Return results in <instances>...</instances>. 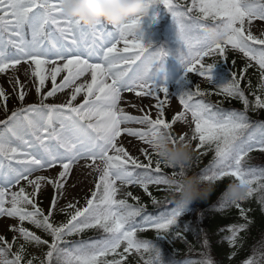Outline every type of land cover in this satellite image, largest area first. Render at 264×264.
Returning a JSON list of instances; mask_svg holds the SVG:
<instances>
[{
	"label": "snow or ice",
	"instance_id": "snow-or-ice-1",
	"mask_svg": "<svg viewBox=\"0 0 264 264\" xmlns=\"http://www.w3.org/2000/svg\"><path fill=\"white\" fill-rule=\"evenodd\" d=\"M147 4L149 10L145 14L133 16L109 30V25L103 22L89 28L78 19L67 17L63 0H0V73L27 65L26 74L38 78L36 92L40 95L38 103L24 105L25 86L19 77H14L12 83L23 106L9 112L8 94L0 87V107L5 112V119L0 120V217L16 219L18 223L10 225L9 230L24 241L13 252L16 236L9 241L0 235V264H34L37 257L25 259L28 244L47 248L39 264H125L123 253L130 250L147 253L144 264H165L158 244L140 240L137 233L154 229L158 239L170 242L172 238L183 239L178 222L186 209L177 202V207L163 221L146 219L142 228L134 223L146 207L140 197L130 191L126 193L136 201L133 205L117 195L123 186L139 184L152 202L158 203L149 186H167L184 171H173L169 177L162 169V165L167 166L159 159L154 160L156 154L148 148L140 149L146 162L133 156L124 146V136L137 138L150 147L151 138L163 129L169 132L172 143L197 142L195 150H204L201 155L214 145L212 169H205L201 179L215 184L234 177L246 187L245 196L239 199L223 197L221 207L235 206L248 221V210L240 202L259 193V201L264 205V169L257 172L244 167L254 148L264 152V121L253 125L248 116L250 107L264 110V31L260 35L251 31L254 20L264 21V0H147ZM161 13L170 14L176 25L180 44L176 58L184 68L182 79L195 72L214 83L213 69L217 64H205L204 59L218 55L227 61L230 46L258 65L262 95H255L254 103L250 101L241 87L244 75L233 71L226 83L215 84L216 94L239 99L243 111L224 114L214 110L216 105L203 99L213 93L197 84L195 91L188 88L178 94L183 110L167 120L165 104L169 89L167 84L156 83L155 74L163 68L162 60L169 52L153 47V42L145 39L146 27L157 23ZM193 27L200 29L202 35L191 36ZM8 46L15 50L12 55L5 51ZM45 65L49 66L47 70ZM251 66L247 64L243 72ZM49 77L52 87L44 91ZM248 86L251 87L250 80ZM65 90H70L65 101L48 102ZM125 92L155 97L156 117L150 113L134 116L125 111L121 106ZM189 114L194 125L191 135L180 134L177 140L174 126L178 122L187 123ZM129 122L148 127L123 126ZM81 160L85 167L99 173L95 190L84 207H78L77 201L59 209L67 213V218L57 222V205L67 177ZM57 166L61 170L56 177L32 175ZM42 184H51L55 189L47 211L38 200ZM17 186V190H11ZM25 222L41 229L50 239L26 227ZM249 223L230 226L231 235L227 239L231 245H237L240 233ZM89 229L103 230L107 235L100 241L65 239ZM70 243L75 247L68 250ZM204 243L207 245V240ZM122 244H126L123 253H118ZM260 256L264 258V252ZM194 264L214 262L206 257ZM244 264H261V260L254 254Z\"/></svg>",
	"mask_w": 264,
	"mask_h": 264
},
{
	"label": "trees",
	"instance_id": "trees-1",
	"mask_svg": "<svg viewBox=\"0 0 264 264\" xmlns=\"http://www.w3.org/2000/svg\"><path fill=\"white\" fill-rule=\"evenodd\" d=\"M227 56V61L231 64L233 71L244 75L245 79L241 81V87L245 89L249 100L254 103L255 95H262L258 87V82H261L259 70L250 67L247 72H243L247 63L240 61L235 55L228 52ZM223 61L222 59L221 65H223ZM232 61H235L234 65ZM249 80L251 81V87L248 86ZM188 83L191 89L195 91V86L197 85L196 81L190 80ZM207 90L212 92V95L218 96L225 106L236 111H243L244 106L239 99L226 98L222 95H218L216 94V89L213 87H207ZM248 116L250 123L255 125L260 121H264V110H253L250 107ZM214 147L213 145L212 149H214ZM212 149L207 150V154L205 155L200 154L204 151L203 149L199 150L197 160L193 161L191 168L187 170L188 175L201 178V176L205 174V169H212L214 159V150ZM244 167L258 168L260 170L264 169V152L255 148L249 153L248 157H246ZM162 169L169 177H171L173 171H180L179 169L164 168L163 165ZM229 178L230 177H227V179ZM205 183L207 182L205 181ZM166 188L167 186L163 184L149 186L152 196L158 201V203L155 204L147 193L143 192V195L139 196L141 203L146 206L144 211L141 212L142 215L154 212L160 208L166 210L171 209L179 202L178 199L169 194ZM259 195V193L253 195L247 200L248 207H242L248 210L247 217L248 221H251V223L248 224V228L245 231L240 233V239L237 245H231L227 239L231 235L229 230L230 226L244 224L248 221L240 215V210L235 206L222 208L221 205H219L221 202H217L218 199L215 197V191L207 201L196 202L200 210L187 216L184 222L186 232H182L179 229L183 235V239L172 238L177 240V244H173L172 239L171 242L163 238H144L143 240L153 241L158 244L165 264H170V262L183 264L186 259L193 260L194 264V262L202 261L206 257L211 258L214 264H244V261L254 254L258 260H261V264H264V258L260 256V252H264V205L260 203ZM222 198L223 194H221V199ZM129 204L135 205L136 201L132 199ZM92 235L106 236L107 234H105L103 230L89 229L82 234L76 235V240ZM205 240H207V245L204 243ZM233 252H235V255H232ZM123 255L126 257L125 264H139L130 254ZM30 258L31 257L28 255L25 257V259ZM111 258L112 256H109V259ZM117 258H119V256H117ZM34 264H39V262L35 261Z\"/></svg>",
	"mask_w": 264,
	"mask_h": 264
},
{
	"label": "rangeland",
	"instance_id": "rangeland-1",
	"mask_svg": "<svg viewBox=\"0 0 264 264\" xmlns=\"http://www.w3.org/2000/svg\"><path fill=\"white\" fill-rule=\"evenodd\" d=\"M157 26L158 25L153 24L151 26L146 27V30H145V32H146L145 39L146 40H147V38H149V35L147 34V30H149L150 28L154 29ZM251 31L253 32L254 35H260V33L262 31H264V21L254 20L252 23ZM190 34H191V36H193L195 38V37L201 36L202 31H198L196 33L191 32ZM228 50H231V51L237 53L241 59L250 63L253 67H258V65L256 64L255 61H251L248 57H246L240 51L235 50V49H231L230 46H229ZM5 51L8 55H12L15 52V50L13 49L12 50L13 52L10 53L8 48H6ZM169 51L171 52L173 57L169 60L166 59V57H165L162 60L163 68L156 72L155 81L158 85L167 84L170 96L168 97L167 103L165 104V109L173 116L175 113H178V112L183 110V106L179 103L178 94L181 91L185 90L184 86L181 83V81L184 80L185 78L182 79V77H184V68L180 64L179 60L176 58L177 54L180 51L179 42L172 46V51L171 50H169ZM216 58H217V55L206 57L204 59V63L208 64L210 60H213L215 62ZM26 67H27V65L22 64L20 66H17L18 70H14V69L10 68L7 72L0 73V87H3L6 90V93L8 94V97H9L8 101H7V107H8L9 112L23 106V105H21L20 101L17 98V88L14 87L13 83H12L14 77H19V80L25 86V91L27 92V95L25 97L24 105L32 104V103H38L40 101V95L36 92V87L38 85V78L33 77L31 74H26V72H25ZM33 68H34V65H33ZM45 68L47 70L49 67H47V65H46ZM62 75H63V73L61 74V76ZM188 77H194L198 81L200 87L204 88L205 86H213L215 84H219V82L221 81V79L223 77V72L218 70L217 68L213 69L214 83L209 81L206 77L199 76L195 72L190 73ZM86 78L90 79V75ZM60 79H61V77L58 76L57 77V83L60 82ZM51 87H52V85H51V80L49 77V79L46 80L44 91L49 90ZM69 91L70 90H65L62 93H57L55 100H52L50 98L48 102L60 103V102L65 101L68 98ZM79 99H81V97H78V100ZM160 99L161 100L164 99L163 94H161ZM193 99L196 100V99H200V98H193ZM121 102H123L122 107H124L123 106L124 104H126L128 106L126 111L128 113H130L131 115L142 116L145 113H150L153 116V118H155L157 115L156 104L158 101L153 96H139L138 97L135 95V93L125 92L123 94V99ZM4 118H5V112H4L3 108L0 107V120H3ZM123 126L132 127V128H141V127L147 128L148 127L147 124L142 125V124H138L135 122H129ZM193 126L194 125L192 122V118H191V115L189 114L187 123L178 122L174 126L173 132H174L176 138H179L180 134H185V133L190 136L191 129ZM129 142L135 143L134 147H131ZM123 143H124V146L128 149V151L133 156H136L140 160L145 161V162H146V158L141 154L140 149L148 148V150L150 152H152L149 145L144 144L143 142L139 141L137 138H133L130 136H124L123 137ZM196 143L197 142H195V141L192 142V149L194 152V160L197 156L196 150H195ZM82 162H83V160H81L74 167H76V168L83 167L84 168L85 166L83 164L85 162H83V164H81ZM60 170L61 169L59 168V166H57L54 169H46V170H43L40 172H35L32 175H33V177H35L37 175L56 177ZM72 172L73 171L71 170V174H72ZM71 174L67 177V183H66L65 188H64L63 196L58 201L57 214L55 216V219H58V222H62V221L66 220L67 213L59 211V209H65L69 203H75L78 201L79 202L77 205L78 207H84L85 206L86 199L91 197V193L95 190V184L99 178V173L97 171H95L93 168H91V170L88 172L87 177L82 176L80 178L79 182L75 184L74 181L69 182ZM77 184H80V185H77ZM117 186H120V181H117ZM18 187L19 186L15 187V188H11V190L15 191L18 189ZM141 189H142V187L139 184L125 185L121 188V191L118 193L117 198L118 199H129V198H131V197L126 196V193L129 191L132 192V194L134 196L140 195ZM27 190L32 191L31 188H28ZM54 194H55V189L53 188V186L51 184H42L41 193L38 196V200L41 204V207L45 211L48 210L51 198ZM240 203H241V206H243V207L247 206L246 201H241ZM184 208L186 209V211L179 218V222H178V226H180V227L183 224L184 218L187 216V214L189 212H191V209H192V212H197L198 210H200V207H198V204L196 205L195 202L193 203V205H191V207L188 206V207H184ZM172 211L170 212V214L172 213ZM163 219H164V217L153 218L151 220L163 221ZM17 223H18V221L16 219L0 217V235L5 236L9 241H11L14 236H16V238H17L16 239V245H14V247L12 249L13 252L17 250V247L19 244L24 243L22 237H20L18 233H14L13 231L9 230L10 225L17 224ZM136 225L143 228L144 222L141 224H136ZM25 226L29 227L32 231L37 232V234L41 235L44 239H49L48 235L45 232H43L41 229L35 228V226L29 224L28 222H25ZM139 232H142V233L147 232L150 235H154L156 233V230L146 229V230H142ZM68 238H71V237H66L65 239H68ZM27 246L30 249V253L34 257H37L39 260L44 259V255H45L46 250H47L46 247L37 246L35 244H28ZM125 246H126V244H122L121 247L117 251L123 252V249ZM130 253L133 255V257L137 258L143 264L148 259L147 253H144V252L138 253V252L131 251V250H130ZM9 258H11V257H9ZM186 264H192V262L187 261Z\"/></svg>",
	"mask_w": 264,
	"mask_h": 264
},
{
	"label": "clouds",
	"instance_id": "clouds-1",
	"mask_svg": "<svg viewBox=\"0 0 264 264\" xmlns=\"http://www.w3.org/2000/svg\"><path fill=\"white\" fill-rule=\"evenodd\" d=\"M148 10L147 0H63L64 14L69 18L78 19L89 28L101 22L116 27L133 16L145 14ZM150 147L167 168L183 169L184 174L176 176L167 185L169 194L178 199L183 207L210 199L215 191L214 183H205L201 178L187 174L194 160L191 144L172 143L169 132L161 129L151 138ZM245 194L246 187L239 180H234L227 186L223 196L236 200Z\"/></svg>",
	"mask_w": 264,
	"mask_h": 264
},
{
	"label": "bare ground",
	"instance_id": "bare-ground-1",
	"mask_svg": "<svg viewBox=\"0 0 264 264\" xmlns=\"http://www.w3.org/2000/svg\"><path fill=\"white\" fill-rule=\"evenodd\" d=\"M46 66V65H45ZM47 67H49L48 65H47ZM122 103L123 102H121V106H122ZM124 107V109H125V111H126V109H127V105L126 104H124L123 105ZM129 144H130V146L131 147H134V145H135V143H131V142H129ZM84 162V161H83ZM83 162L81 163V164H83ZM84 165V164H83ZM91 170V168H88V167H80V168H76V167H73V169H72V174H71V177H70V179H69V182H72V181H74V183L76 184V183H78L79 182V180H80V178L82 177V176H86L87 177V175H88V172ZM77 185H80V184H77ZM76 185V186H77Z\"/></svg>",
	"mask_w": 264,
	"mask_h": 264
}]
</instances>
